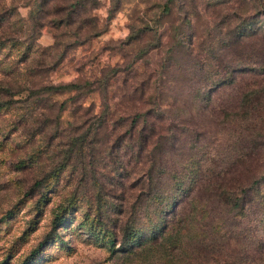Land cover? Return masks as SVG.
<instances>
[{
    "label": "rangeland",
    "instance_id": "1",
    "mask_svg": "<svg viewBox=\"0 0 264 264\" xmlns=\"http://www.w3.org/2000/svg\"><path fill=\"white\" fill-rule=\"evenodd\" d=\"M42 4L0 0V264H174L163 244L148 255L110 254L103 229L123 202L115 178L127 188L145 177L117 134L136 115L176 110L205 59L237 62L240 76L264 80V0ZM67 83L78 94L51 89ZM106 106L123 118L117 131L98 118ZM78 107L90 109L87 120ZM174 118L156 113L134 126L165 128ZM56 214L67 223L31 256Z\"/></svg>",
    "mask_w": 264,
    "mask_h": 264
},
{
    "label": "trees",
    "instance_id": "2",
    "mask_svg": "<svg viewBox=\"0 0 264 264\" xmlns=\"http://www.w3.org/2000/svg\"><path fill=\"white\" fill-rule=\"evenodd\" d=\"M204 61L197 88L190 94L182 90L172 102L176 110L162 105L136 115L117 134L145 177L133 176L127 188L125 177L115 178L121 185L117 200L125 202H117L105 221L111 226L103 229L111 255H148L163 244L168 263L264 264V80L255 83L240 76L237 62ZM169 67L163 63L162 76ZM222 71L226 75L218 76ZM51 89L78 94L81 88L67 83ZM78 109L87 120L90 109ZM104 110L98 117L103 125L112 131L122 128L119 110ZM156 113L160 120L175 118L165 128L156 123L134 126ZM66 219L54 216L52 232L31 256L52 241ZM23 264L31 263L27 259Z\"/></svg>",
    "mask_w": 264,
    "mask_h": 264
}]
</instances>
